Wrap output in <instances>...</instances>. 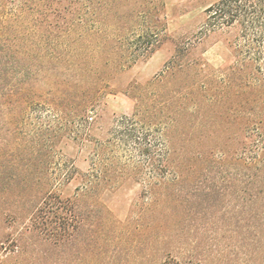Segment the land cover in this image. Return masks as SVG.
<instances>
[{
	"label": "trees",
	"instance_id": "trees-1",
	"mask_svg": "<svg viewBox=\"0 0 264 264\" xmlns=\"http://www.w3.org/2000/svg\"><path fill=\"white\" fill-rule=\"evenodd\" d=\"M123 1L75 2H82L94 25L114 34L125 51L123 65L131 66L167 40L160 18L165 6L139 0L129 8ZM22 3L0 0V264H127L134 251L130 239L144 226L112 225L99 201L102 191L135 177L144 189L142 212L189 206L202 186L205 196L223 187L207 183L208 176L202 186L192 179L193 142L207 148L209 140H220L228 117L241 120L251 136L261 132L262 103L237 101L252 92L264 97V0H217L208 7L195 43L179 46L145 87H132L133 115L116 117L103 139L96 132L107 86L85 54L91 46L69 38L96 28L79 14L53 39L45 38L35 10ZM222 31L233 33L234 41L232 58L221 69L202 59L183 62L203 39ZM40 104L53 115L47 136L32 123L31 109ZM63 135L89 150L90 163L82 185L67 197L62 187L80 173L56 151ZM205 151V163L226 165L219 144Z\"/></svg>",
	"mask_w": 264,
	"mask_h": 264
},
{
	"label": "rangeland",
	"instance_id": "rangeland-1",
	"mask_svg": "<svg viewBox=\"0 0 264 264\" xmlns=\"http://www.w3.org/2000/svg\"><path fill=\"white\" fill-rule=\"evenodd\" d=\"M23 1L26 3H22L23 6L35 10L33 19L43 25L39 34L45 38L53 39L58 27L71 23L79 14L83 15L86 24L94 25L95 19L90 13L83 12L82 2L32 0V5V2ZM135 1L139 0L122 3L130 4L131 8ZM216 1L161 0L165 6L160 17L161 26L167 40L147 59L131 66L123 65L125 51L110 30L95 24L90 27L96 28L95 32L83 37L80 33L69 36L76 40L77 45L86 41L91 46L85 54L91 57L93 69L102 85L107 86L103 90L105 95L99 109L101 121L97 138L106 137L116 117L133 115L136 100L131 94L132 87H145L165 70L179 46L187 42L195 43V37L205 22L206 10ZM48 24L52 25L51 28L46 26ZM233 41V33L222 31L211 34L197 44L183 62L202 59L211 68L221 69L232 58ZM258 97L257 92L247 93L237 102L244 99L254 107L259 101L263 106L259 105L258 112L264 115V97ZM31 114L39 134L47 136L53 120L49 107L44 104L33 106ZM233 121L228 117V130L221 134L220 140H209L205 148L203 141L196 139L190 148L192 179L198 183L208 176L206 182L219 183L223 186L222 190H213L211 195L205 196V188L199 182L203 189L191 205H159L153 213L142 212L145 208L144 189L142 181L135 177L120 179L102 191L99 201L110 212L112 225L130 223L131 230L138 225L144 226L130 239L134 251L127 264H161L165 261L167 264H264V120L261 132L254 136L246 133L241 120ZM216 144L224 151L226 165L220 168L210 166L202 158L205 150L210 152ZM56 151L80 173L61 189L63 196H71L83 183L82 173L90 169L89 150L63 135ZM146 225L160 226V233L146 229ZM124 258L126 256L121 259Z\"/></svg>",
	"mask_w": 264,
	"mask_h": 264
}]
</instances>
